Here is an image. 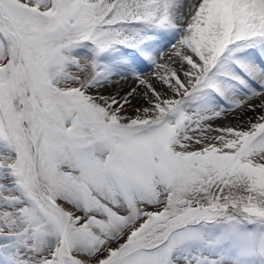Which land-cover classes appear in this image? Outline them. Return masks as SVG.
Listing matches in <instances>:
<instances>
[{"label":"snow or ice","instance_id":"1","mask_svg":"<svg viewBox=\"0 0 264 264\" xmlns=\"http://www.w3.org/2000/svg\"><path fill=\"white\" fill-rule=\"evenodd\" d=\"M0 264H264V0H0Z\"/></svg>","mask_w":264,"mask_h":264},{"label":"bare ground","instance_id":"2","mask_svg":"<svg viewBox=\"0 0 264 264\" xmlns=\"http://www.w3.org/2000/svg\"><path fill=\"white\" fill-rule=\"evenodd\" d=\"M133 83L134 82H132V81L120 82V83L114 84V85L104 89V91L107 93H111V92H115L117 90H127L130 86L133 85ZM249 115H251V113H249ZM235 122H236L235 120H232L230 118L229 121H227L226 123H233L234 124Z\"/></svg>","mask_w":264,"mask_h":264}]
</instances>
